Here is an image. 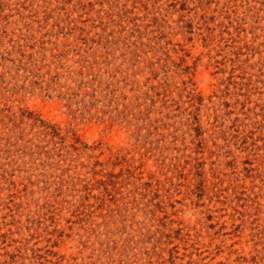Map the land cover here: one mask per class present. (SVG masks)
<instances>
[{
    "label": "rangeland",
    "instance_id": "rangeland-1",
    "mask_svg": "<svg viewBox=\"0 0 264 264\" xmlns=\"http://www.w3.org/2000/svg\"><path fill=\"white\" fill-rule=\"evenodd\" d=\"M0 264H264V0H0Z\"/></svg>",
    "mask_w": 264,
    "mask_h": 264
}]
</instances>
